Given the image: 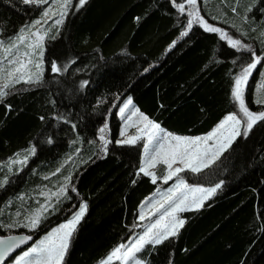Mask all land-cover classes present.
I'll use <instances>...</instances> for the list:
<instances>
[{
  "label": "trees",
  "instance_id": "trees-1",
  "mask_svg": "<svg viewBox=\"0 0 264 264\" xmlns=\"http://www.w3.org/2000/svg\"><path fill=\"white\" fill-rule=\"evenodd\" d=\"M196 7L209 25L250 50L237 51L198 24L181 36L187 13L170 0H87L82 8L69 9L62 24L52 20L43 40L42 82L15 84L0 101V162L35 149L20 171L0 170V180L9 177L0 187V225H19L0 227V235L28 233L37 239L86 204L63 264H98L143 231L149 218L138 219L142 202L172 180L153 184L137 175L141 142L115 143L119 106L131 97L172 133L206 134L235 112L234 78L252 62V52L264 58V0H197ZM43 9L39 2L0 0L4 47ZM3 54L0 47V61ZM51 61L61 67L59 73L51 72ZM82 81L88 82L83 88ZM262 81L264 63L245 92L254 112L264 111L255 103L264 98ZM105 124L107 154L99 139ZM159 168L162 176L165 167ZM180 176L191 185L221 188L198 210L179 213L185 224L177 236L146 246L137 256L146 264H264V122L200 173L186 170ZM62 186L66 192L58 200L52 193ZM49 203L38 229L23 227L26 217Z\"/></svg>",
  "mask_w": 264,
  "mask_h": 264
},
{
  "label": "snow or ice",
  "instance_id": "snow-or-ice-1",
  "mask_svg": "<svg viewBox=\"0 0 264 264\" xmlns=\"http://www.w3.org/2000/svg\"><path fill=\"white\" fill-rule=\"evenodd\" d=\"M21 2H47L51 5L52 0H21ZM170 2L179 13H187L188 21L186 30L180 33L181 36H186L188 30L192 29L194 24H198L205 31L219 33L221 39H227L228 44L232 48L237 49V51L250 50V46L243 44L240 39H233L222 29L209 25L197 10V0H185L183 3H176V0H170ZM86 3L87 0H78V3L75 4H73V0H61L58 4L59 12L52 11L51 7H49L45 10L44 17L50 18V12L51 15L58 14L59 19L55 20V24L60 25L63 23L65 17L70 14L69 9L82 8ZM249 10L251 9L249 8ZM40 23L41 21L37 20L32 25L21 28L19 33L12 40L8 41L7 47H4V41H0V47H3L5 52H11L13 48H17L18 44L24 45L27 48V51L21 56H17L15 59H9V67L2 70L4 75L3 82L0 83V101H3L10 94L8 90L13 88L15 84L23 82L32 85L42 82L44 76V35L40 33L38 28L36 31H32V28ZM43 23H47V19H44ZM29 37H34L35 39L28 42ZM175 43L176 41H173L169 49ZM18 51L19 49L17 48ZM261 63H264V58L252 52V62L247 63L234 78L231 96L235 102L237 111L226 115L211 132L202 137H182L170 133H163L161 135L162 130L160 124L153 122L143 114H141L140 119L144 123V127L137 128L135 135H126L127 128L130 125L127 122L125 123V128L120 134L123 138L116 140V144L134 145L137 141L146 137L143 145L146 153H148L150 145H155L151 154L147 155L141 163L137 175L143 174L144 176L150 177L153 184H156L158 179L167 183L173 180V178H175V183L167 189L159 200H153L147 205V213L144 211L139 213L138 219L140 221H145L148 217H152V221L147 224L142 234H139L130 245L120 244L116 246L101 264H110L114 258L124 261L126 264H146L145 261L137 258V254L141 253L146 246L154 247L161 245L169 238L177 236L180 228L185 224V220L181 219L178 213L198 210L206 200L221 188V184H216L215 187L210 188L191 186L180 176V173L186 170L192 173H200L204 168L209 167L218 160L238 138H247L255 126L264 122V111H252L245 99V92L249 85L250 77L253 75V71L257 69V65ZM63 67L67 71V65ZM50 70L53 73H59L61 67L55 61H51ZM145 71H148V69H145ZM87 83V81H82L81 88ZM260 90L264 91V81L260 84ZM255 103L264 106V98L257 99ZM131 104L132 98L129 97L119 106V114L123 115ZM137 112L138 110L133 111L132 115L127 119L131 120L132 116H135ZM75 127L73 125V129ZM107 127L108 125L105 124L99 129V139L103 141L102 150L105 154H107V144L109 143L104 136ZM34 152L35 149L32 148L25 154L23 160L13 159L10 163L26 164L28 156ZM159 164L166 166V171L162 176H158L155 171L151 170L155 169ZM9 172H11V168H9ZM8 182L9 177L5 176L3 180H0V187H3ZM133 183H136V181L133 180ZM72 190L75 191L74 188ZM65 192L66 186H62L59 192H54L52 195L56 196L59 200V197L65 195ZM51 207L52 205L50 203L40 205L36 211L26 217L27 222L23 224V227L32 230L38 229L42 224V220L45 218L44 213ZM86 209L87 205L81 204L79 210L75 211L70 219L47 231L39 241L34 243L21 255L17 256L13 264H63L64 257L70 248V241L83 219ZM14 226L19 225L15 223L6 226L0 225V227L8 228ZM32 239L33 237L31 235L0 237V264H5L6 260L21 245H26Z\"/></svg>",
  "mask_w": 264,
  "mask_h": 264
},
{
  "label": "rangeland",
  "instance_id": "rangeland-1",
  "mask_svg": "<svg viewBox=\"0 0 264 264\" xmlns=\"http://www.w3.org/2000/svg\"><path fill=\"white\" fill-rule=\"evenodd\" d=\"M61 2V0H52V2H51V5H49L47 2H44V3H39V4H41V5H44V9H43V13H42V15L39 17V18H37V19H35L34 21H37V20H39V21H41V23L39 24V25H36V27H34V28H32V31H36L37 30V28L40 30V33L41 34H43L44 35V38L45 37H48V34H49V29L48 28H50L51 26V22H52V20H56V19H53V17L55 16V15H51V12L49 13V16H50V18H46V17H44V12H45V10L47 9V8H49V7H51V10L52 11H55V12H59V11H57L59 8H58V4ZM75 3H78V0H76L75 1ZM74 3V4H75ZM44 19H47V23H43V20ZM33 21V22H34ZM32 22V23H33ZM32 23H31V25H32ZM50 26V27H49ZM26 35H27V33H26ZM35 38L34 37H29V40H28V42H31V40H34ZM17 48L19 49V51L17 52ZM17 48H13L12 49V51L11 52H5V54H3V58L1 59V61H0V83H2L3 82V75H4V73H3V69H5V68H7V67H9V64H8V60L9 59H15L17 56H21L25 51H27V48L24 46V45H21V44H18L17 45ZM43 48H44V54H43V61H44V63H43V68H44V70H45V68H46V61H45V55H46V47H45V45H43ZM56 50H58V54H59V49H57V47L53 50V52H56ZM6 58V59H5ZM54 60V59H53ZM57 62V61H56ZM129 97H126V99L124 100V101H126L127 99H128ZM123 101V102H124ZM123 104V103H122ZM121 104V105H122ZM120 105V106H121ZM135 110H138V112H137V114L135 115V116H132V119L131 120H128L127 118L129 117V116H131L132 115V112L133 111H135ZM235 111H237V107H236V110ZM118 115H119V118H120V126H119V131H118V135L115 137V141L116 140H119V139H122L123 137H121V131L125 128V123L127 122L130 126L127 128V131H126V135H135L136 134V132H137V128H142V127H144V123L141 121V119H140V116H141V114H143L134 104H133V102H132V104L129 106V108L128 109H126L125 110V113L123 114V115H121V114H119V109H118ZM144 116H146L145 114H143ZM154 122V121H153ZM156 123V122H155ZM161 127V126H160ZM161 130H162V132L160 133L161 135L163 134V133H170V134H172V135H178V134H175V133H172V132H170V131H168V130H166L165 128H163V127H161ZM211 132V131H210ZM209 133V132H208ZM208 133H206V134H208ZM206 134H202V135H179V136H182V137H197V136H204V135H206ZM145 139H146V137H144V138H142L141 140H139V141H137V142H141V146H142V149H141V158H140V166H141V163L145 160V158H146V156L147 155H149V154H151V152H152V150H153V148H154V144L153 145H150V147H149V150H148V153H146L145 152V149H144V147H143V145H144V142H145ZM211 143V142H210ZM24 156L25 155H21V156H18V157H16L15 159H19V160H23L24 159ZM10 161L11 160H9V161H1L0 162V170H2L4 173H6V172H8L9 171V168H11V171H20L26 164H23V165H21V164H16L17 166H15L14 167V163H10ZM28 161V160H27ZM160 165V164H159ZM159 165H157V167L155 168V169H151L152 171H155L156 173H158V171H159ZM178 166V165H177ZM164 167H165V171H166V166L164 165ZM165 171H164V173H165ZM158 175V174H157ZM171 181V180H170ZM175 183V180H172L171 182H168L167 184H160L159 186H158V188L156 189V191L153 193V194H151L150 196H148L147 198H145V200L142 202V204H141V208H140V212L141 211H144L145 213H147L148 212V207H147V205L151 202V201H153V200H159L160 198H161V196L167 191V189L168 188H170V187H172L173 186V184ZM189 185H191V184H189ZM191 186H199V185H191ZM200 187H203V186H200ZM210 187H215V186H209V187H204V188H210ZM79 210V208L76 210V211H78ZM75 212V211H74ZM74 212L72 213V215L74 214ZM71 215V216H72ZM155 215V214H154ZM71 216L70 217H68L67 219H70L71 218ZM178 216H179V213H178ZM149 219L146 221V223L145 224H143V226H144V228L147 226V224L148 223H150L151 221H152V217H148ZM67 219H64L63 221H61V222H59V223H57L56 225H54V226H52L51 228H53V227H57L60 223H64V222H66V220ZM51 228H49L47 231H50L51 230ZM144 228H143V230H144ZM46 231V232H47ZM46 232H44V233H42L41 235H40V237H38L37 239H35L29 246H27L26 248H24L23 250H21L20 252H18L17 254H15L6 264H13V262H14V260L16 259V257L17 256H19V255H21L24 251H26L29 247H31L34 243H36L37 241H39L45 234H46ZM143 232V231H142ZM142 232L140 233V234H142ZM139 235V234H138ZM138 235H136V236H134V237H132L130 240H128L126 243H123V244H131L135 239H136V237L138 236ZM137 258H139L138 256H137ZM106 259V258H105ZM140 259V258H139ZM103 261V260H102ZM101 261V262H102ZM112 261H117L118 262V264H126V262H124V261H121V260H117V259H113ZM111 261V262H112ZM101 262L100 263H98V264H101Z\"/></svg>",
  "mask_w": 264,
  "mask_h": 264
},
{
  "label": "water",
  "instance_id": "water-1",
  "mask_svg": "<svg viewBox=\"0 0 264 264\" xmlns=\"http://www.w3.org/2000/svg\"><path fill=\"white\" fill-rule=\"evenodd\" d=\"M12 236H19V235H31L33 237L32 240L28 241V243L26 245H21L5 262V264L15 255L17 254L18 252H20L21 250H23L24 248H26L27 246H29L35 239H36V236L35 235H32V234H28V233H14V234H11ZM7 236H10V235H0V237H7Z\"/></svg>",
  "mask_w": 264,
  "mask_h": 264
}]
</instances>
